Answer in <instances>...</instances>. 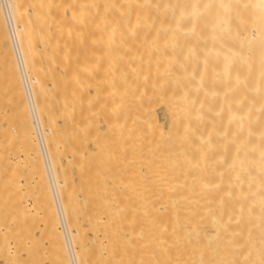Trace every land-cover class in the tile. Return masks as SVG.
I'll use <instances>...</instances> for the list:
<instances>
[{
	"label": "bare ground",
	"instance_id": "bare-ground-1",
	"mask_svg": "<svg viewBox=\"0 0 264 264\" xmlns=\"http://www.w3.org/2000/svg\"><path fill=\"white\" fill-rule=\"evenodd\" d=\"M261 2L0 0V264H264Z\"/></svg>",
	"mask_w": 264,
	"mask_h": 264
},
{
	"label": "clouds",
	"instance_id": "clouds-1",
	"mask_svg": "<svg viewBox=\"0 0 264 264\" xmlns=\"http://www.w3.org/2000/svg\"><path fill=\"white\" fill-rule=\"evenodd\" d=\"M261 8H262V10H264V0H262V2H261ZM217 27H218V30H219L220 33L226 32V30H227V22H226V20L222 19L219 22Z\"/></svg>",
	"mask_w": 264,
	"mask_h": 264
}]
</instances>
